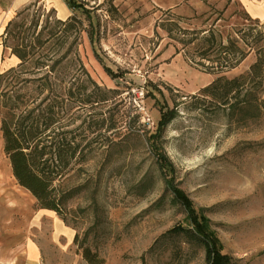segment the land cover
Wrapping results in <instances>:
<instances>
[{
	"label": "rangeland",
	"instance_id": "1",
	"mask_svg": "<svg viewBox=\"0 0 264 264\" xmlns=\"http://www.w3.org/2000/svg\"><path fill=\"white\" fill-rule=\"evenodd\" d=\"M81 1L91 11L93 43L86 33L81 35L73 29L60 46L65 41L59 40L64 27H57V11L40 1L14 16L26 27L39 21L38 31L46 28L44 39L49 38V31H58L52 40L58 52L55 57L70 51L61 70H76L83 81L85 69L103 91H117L101 106H105L104 113L89 104L66 128L75 130L77 141L83 140L85 146L89 141L105 140L113 132L108 130L109 120L103 122L109 119L110 111L126 114L124 131L132 127L122 142L109 149H98L94 142L96 150L88 161L76 165L62 184L64 193L77 189L62 216L50 211V216L40 218L49 235L59 219L77 237L70 248L61 241L58 249L63 254L56 251V255L82 256L83 249L89 248L104 264L206 263L201 244L184 235L169 234L178 226L187 227L188 222L187 212L175 202L148 140L147 133L157 129L160 108L165 105L176 112L160 140L174 166V174L169 176L209 220L223 252L235 264H264V84L246 88L248 102L243 110L234 99L228 105H218L201 91L219 75L193 63L178 42L156 29L159 21L173 19L189 30L214 26L222 31L225 42L228 34L238 33L237 37L245 41L241 43L243 49L252 52L236 69L220 75L232 80L247 75L258 61L257 54L264 49V22L251 18L237 0ZM0 2L5 13L10 0ZM73 16L81 19L83 29L91 30L86 15L72 12ZM14 44L13 38L7 40V46ZM4 51L0 73L19 64L18 60L13 62L11 48ZM106 68L117 78H112ZM67 83L72 82L67 79ZM93 91L89 87L86 93ZM81 167L85 172H79ZM40 211L34 196L12 174L0 130L2 240H8L7 227L13 225L20 244Z\"/></svg>",
	"mask_w": 264,
	"mask_h": 264
},
{
	"label": "trees",
	"instance_id": "2",
	"mask_svg": "<svg viewBox=\"0 0 264 264\" xmlns=\"http://www.w3.org/2000/svg\"><path fill=\"white\" fill-rule=\"evenodd\" d=\"M65 2L72 12L86 15L91 30L83 29V22L78 17L73 16L66 21L58 19L57 27H64L59 40H65L60 46H64L69 39V31L73 29H77L81 35L86 33L93 43L94 23L91 11L86 8L87 4L81 0ZM16 19L8 23L2 35L3 46L11 48V54L19 60L17 67L0 73V130L4 153L14 178L34 196L39 208L62 216L66 202L77 192V189H73L64 193L61 190L62 184L76 165L88 161L96 150L93 143L97 142L98 149H109L122 142L131 133L132 127L127 130V134L124 131L126 127L122 129L126 123V114H120V110L113 114L110 111L109 119L105 118L103 122L109 120L108 130L113 132L105 140L89 141L85 146L83 140L77 141L79 135L75 130L66 128L77 121L79 112L89 104L103 112L105 106H101L106 105L110 100L109 95L117 94V91H103L85 69L82 70V76H85L83 81L76 70H61L70 51L55 57L58 52L55 51L52 40L58 35V31H49V38L44 39L46 28L38 31L39 21H33L26 27L25 23L19 24ZM156 29L163 30L178 42L193 63L209 74L219 75L216 81L201 91L203 96L212 98L218 105H228L234 99V104L243 110L242 106L248 102V95L244 94L247 92L246 88L250 85L261 87L264 84V49L257 54L259 59L247 75L232 80L220 76L236 69L252 52V49H243L241 43L245 41L244 38L237 37L238 33L234 36L228 34L225 42L222 31L214 26L206 30H189L180 27L179 20L173 19L159 21ZM9 38L15 41L12 47L6 45ZM106 71L112 78H117L109 68ZM67 79L72 82L70 85ZM89 87H93L95 91L88 95L86 91ZM160 111L161 119L157 129L153 133H147L148 140L175 202L187 212L188 222L187 227L178 226L169 231V234L184 235L201 244L205 249V264H235L234 259L223 252V245L210 229L209 220L195 209L193 202L174 183L173 177L169 176L174 174V166L165 155L160 140L167 126L175 119L176 112L168 110L165 105H161ZM135 118L139 121L140 115L136 114ZM79 172H85V169L81 167ZM82 257L87 264L105 263L89 248L83 249Z\"/></svg>",
	"mask_w": 264,
	"mask_h": 264
},
{
	"label": "crops",
	"instance_id": "3",
	"mask_svg": "<svg viewBox=\"0 0 264 264\" xmlns=\"http://www.w3.org/2000/svg\"><path fill=\"white\" fill-rule=\"evenodd\" d=\"M37 1L56 10L62 21L71 17L72 10L67 7L65 0H10L5 13L0 5V62L5 52L2 35L6 26L14 19L18 10ZM237 1L243 5L251 18L264 22V0ZM12 59L17 64L18 59L15 56ZM50 213L46 210L38 213L39 216L35 217V222L31 224V229L20 244L15 239L17 235L14 226L7 227L9 229L7 231L9 232L8 240H2L0 237V264H87L82 256H69V258L61 256L63 252L58 249L61 241H65L70 248L74 243L75 233L58 219L52 226V234L49 235L48 226L39 222L40 218H43L45 214L50 216ZM56 251L62 254L56 255Z\"/></svg>",
	"mask_w": 264,
	"mask_h": 264
},
{
	"label": "bare ground",
	"instance_id": "4",
	"mask_svg": "<svg viewBox=\"0 0 264 264\" xmlns=\"http://www.w3.org/2000/svg\"><path fill=\"white\" fill-rule=\"evenodd\" d=\"M8 171H9V170H8ZM8 171H7V172H8ZM10 174H11V172H10Z\"/></svg>",
	"mask_w": 264,
	"mask_h": 264
}]
</instances>
